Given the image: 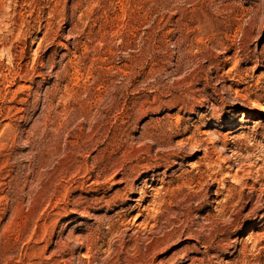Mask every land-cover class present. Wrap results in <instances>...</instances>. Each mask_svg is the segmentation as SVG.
Returning <instances> with one entry per match:
<instances>
[{
  "label": "rangeland",
  "instance_id": "374dc122",
  "mask_svg": "<svg viewBox=\"0 0 264 264\" xmlns=\"http://www.w3.org/2000/svg\"><path fill=\"white\" fill-rule=\"evenodd\" d=\"M0 264H264V0H0Z\"/></svg>",
  "mask_w": 264,
  "mask_h": 264
}]
</instances>
